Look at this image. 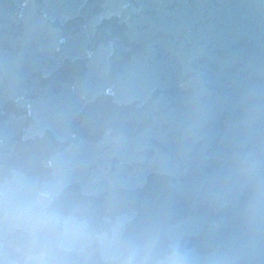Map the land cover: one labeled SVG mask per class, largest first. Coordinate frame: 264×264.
<instances>
[{
    "label": "water",
    "instance_id": "obj_1",
    "mask_svg": "<svg viewBox=\"0 0 264 264\" xmlns=\"http://www.w3.org/2000/svg\"><path fill=\"white\" fill-rule=\"evenodd\" d=\"M248 99L264 103V0H0V175L64 165L68 197L221 264H264L226 184Z\"/></svg>",
    "mask_w": 264,
    "mask_h": 264
},
{
    "label": "clouds",
    "instance_id": "obj_2",
    "mask_svg": "<svg viewBox=\"0 0 264 264\" xmlns=\"http://www.w3.org/2000/svg\"><path fill=\"white\" fill-rule=\"evenodd\" d=\"M244 139L226 162L233 225L250 241L264 233V103L248 99ZM204 100L189 102L185 135L194 138ZM13 169L0 175V264H221L201 259L183 236L162 224L129 229L126 216L66 195L67 170Z\"/></svg>",
    "mask_w": 264,
    "mask_h": 264
}]
</instances>
